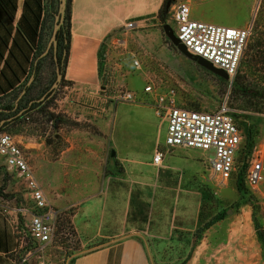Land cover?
<instances>
[{
	"label": "rangeland",
	"instance_id": "374dc122",
	"mask_svg": "<svg viewBox=\"0 0 264 264\" xmlns=\"http://www.w3.org/2000/svg\"><path fill=\"white\" fill-rule=\"evenodd\" d=\"M177 1L188 2L192 19L234 27H243L253 21V35L231 84L229 79L221 78L183 55L164 34L162 27L165 24L175 29L171 13ZM55 9L56 13L57 2ZM167 9L166 21L161 23L157 20L155 31H131L110 36L104 41L99 53L100 72L96 86L61 81L40 109L3 128L2 132L14 136L22 145L49 206L57 211L56 238L42 254L50 264H72L77 256L110 242L89 238L77 226L83 223L93 230L91 225L100 221V182L103 175L108 174L107 153L113 152L105 139L107 125L112 118L111 132L114 130L120 138H137L141 147L153 139L164 142V114L157 113L153 96L143 91L150 83L160 92L173 89L177 103L185 108L213 111L226 102L242 136L235 171L225 186L216 187L209 179L208 161L213 156L212 151L183 150L185 154L182 156L191 166L185 171L193 173L191 183L201 189L198 199L188 194L175 202L172 190L161 187L154 194V202L147 191L149 187L142 188L138 210L141 222L149 216L164 222L173 218L175 223L177 221L189 228L174 230L167 239L147 240L152 263L186 264L197 249L201 233L211 226L212 233L224 234L225 239L218 243L223 252L236 253L234 246L240 244L239 240L226 234L241 232L249 242L250 239L253 241L251 249L255 264H264V250L252 221V213L257 211L264 229V170L256 190L245 183L247 158L254 147L264 150V112H256L263 106L252 100L249 92L242 93L240 88L241 82L246 89L253 91L264 88V78H261L264 72L258 70L260 66L251 64L252 67L248 68L252 55L250 44L256 33L262 30L259 25L264 27V0H168ZM53 21L52 16L48 24L50 34ZM50 34L45 36L44 49ZM135 60L139 67L134 65ZM51 61L50 54L43 62L39 83L27 97H22L17 110L24 107L30 97L40 98L48 92L49 82L55 78V65ZM125 92L133 93L135 101H124L122 96ZM12 98L7 100L15 104V98ZM122 105L147 106L156 115L133 107L116 110ZM4 116L0 114V121ZM157 149L164 155H170L174 150L161 145ZM118 168L122 170L121 166ZM60 169H65L63 174H60ZM7 211L14 220V233L18 242L22 241V248L9 254L6 264H19L25 250L32 246L27 220L34 208L24 183L9 172L0 159V212L7 215Z\"/></svg>",
	"mask_w": 264,
	"mask_h": 264
},
{
	"label": "crops",
	"instance_id": "0c3cea01",
	"mask_svg": "<svg viewBox=\"0 0 264 264\" xmlns=\"http://www.w3.org/2000/svg\"><path fill=\"white\" fill-rule=\"evenodd\" d=\"M163 1L70 0V44L63 72L64 80L74 85L96 86L100 72L99 53L104 41L110 36H120L131 31H155L158 11ZM56 2L58 7V0H40L39 15L37 0H0V69L5 62H9L13 66L12 70L16 71V61L27 67L25 56L28 54L30 41H38L40 37L41 41L45 42L50 26L49 19L52 16L54 18ZM38 15L39 21L34 25L35 16ZM128 23H133L132 29L126 28ZM35 27L37 36L33 33ZM12 49L15 59L10 56ZM5 74L12 78L11 71L6 68ZM16 76L20 78V83L25 77L20 69L17 70ZM122 107L144 109L148 114H155L151 108L141 105H122L116 110ZM112 124L113 118L107 125L105 138L113 152L107 153L108 174L103 175L100 182V221L91 225L93 230L83 223L77 226V229L89 238L110 242L77 256L72 264H153L147 240L167 239L174 230L189 228L177 221L175 223L173 218L164 222L149 216L141 222L138 210L141 207L142 188L149 187L147 191L154 202V194L159 192L161 187H169L172 190L175 202L188 194L198 199L201 189L192 184L193 173L185 171L191 166L182 156L185 154L183 150L196 152V149L175 147L172 154H163L161 163L155 165L152 162L153 155L158 150V145L165 147L164 142L153 139L141 147L137 138L123 139L115 135L114 130L112 133ZM120 166L122 170L118 168ZM64 170L60 169V174H63ZM114 209H117L116 212ZM13 224L10 211H7V215L0 212V264H6L9 261L8 255L22 248V241L18 242ZM226 235L240 242L236 245L239 248L234 246L235 254L222 251V246L218 243L225 239L224 234L212 233L210 226L201 233L197 249L186 264H255L251 249L252 239L249 242L241 232Z\"/></svg>",
	"mask_w": 264,
	"mask_h": 264
},
{
	"label": "built area",
	"instance_id": "2783aa9c",
	"mask_svg": "<svg viewBox=\"0 0 264 264\" xmlns=\"http://www.w3.org/2000/svg\"><path fill=\"white\" fill-rule=\"evenodd\" d=\"M190 12L188 2L177 1L173 5L171 20L175 23V29H172L174 35L189 53L223 70L231 84L253 35V21L243 27L226 26L192 19ZM133 26V23H128L126 28L132 29ZM133 63L139 67L138 61ZM143 91L153 96L157 113L164 114L165 147L212 151L213 156L208 161L209 179L216 187L225 186L235 171L236 156L242 143L241 131L227 103H221L213 111H198L180 106L171 88L160 92L150 83ZM122 99L135 101L131 92H125ZM250 155L247 158L245 183L256 190L263 179L264 150L254 147ZM162 158L163 153L157 150L152 158L153 164L159 165ZM0 159L5 168L24 183L34 208L27 220L32 246L25 250L19 264H50L42 254L56 238L57 211L49 206L22 145L6 132H0Z\"/></svg>",
	"mask_w": 264,
	"mask_h": 264
},
{
	"label": "trees",
	"instance_id": "16d2710c",
	"mask_svg": "<svg viewBox=\"0 0 264 264\" xmlns=\"http://www.w3.org/2000/svg\"><path fill=\"white\" fill-rule=\"evenodd\" d=\"M37 4L39 7V15H40V0H37ZM167 8H168V0H164L158 11V16H157V20L161 23H164L166 21V16L168 12ZM70 13H71L70 0H67V8H66V14L64 18V25L58 34V53L57 55H58V61L61 64L62 72H64L66 64H67V60H68V52H69V44H70V30H69ZM39 15L37 17L35 16L36 24L34 25H37V22L39 21V18H40ZM259 26H261L260 28L262 30L256 33V37L254 38L253 42L250 44V47H249L252 55H251L250 64L248 65V68L252 67L251 64H254V66L258 65L260 66L258 70L260 72H264V27H262L263 25H259ZM50 28L51 27L49 26L47 35L50 34ZM36 30H37V27H35L34 32H33L35 36H37ZM27 50H28V54H26L25 56L27 67L22 64H19V62L16 61L17 70L20 69L21 74L25 75L21 83H20V78L16 76L17 70L13 71L12 70L13 66L9 62H5L3 67L0 69V114L5 115L3 119H5V117L8 116V113L11 112V110L14 108V103L12 104V101H9L7 99L9 97H13L16 100V97H17L16 94H19L21 92V88L24 86V84L26 83V81L28 80L29 76L31 75L32 71L35 68L36 70L35 79L32 82V84L27 88L26 94L24 95L25 97H27L29 93L31 92V90H33L39 83L43 62L49 58L50 54L52 55V53L50 52L46 57L38 61L35 65V60L44 50V43L41 41L40 37L38 41H34V42L30 41V44ZM22 51H23V55H25L24 50ZM1 56H2V51L0 50V57ZM10 56L14 57L13 49L10 53ZM51 63L54 64V61H51ZM5 68L11 71L12 78L8 77L5 74ZM261 78L263 79L264 77H261ZM53 81L54 80L49 82V85L52 84ZM61 81L62 82L64 81L63 77ZM240 88H241L242 93L247 94L249 92L248 93L249 97L252 100H256V103L260 104V106H263V107L257 108L256 112H260V113L264 112V88L253 91L252 89H246L245 85H243L242 82L240 83ZM49 95L50 93H48L46 98L41 102L37 101L39 98L30 97L24 107H21L19 110H17L18 108H16V111H15L16 115L18 114L17 112H20L21 110H23V112L20 115H17L14 118H12L10 121L4 122L3 126L0 129V132L4 130L3 128L6 125L18 121L20 118L25 117L27 114H29L33 110L40 109L47 102ZM21 99L19 101H21ZM6 111H8V113ZM252 221L254 224V229H255L258 241L260 242L262 249L264 250V229L262 227V223L258 216L257 211H254L252 213Z\"/></svg>",
	"mask_w": 264,
	"mask_h": 264
},
{
	"label": "water",
	"instance_id": "95a60500",
	"mask_svg": "<svg viewBox=\"0 0 264 264\" xmlns=\"http://www.w3.org/2000/svg\"><path fill=\"white\" fill-rule=\"evenodd\" d=\"M66 8H67V0H58V7H57L56 13L54 14V21H53L52 30H51V34H50L49 40H48V42H47V44L45 46V49L42 51V53L37 57V59L35 61V65H36V63L40 59L46 57L51 52L52 53V57H53V61H54V65H55V79H54L53 83L51 84L48 92H46L44 95H42L37 100V101H40V102L43 101L46 98L48 93H50V95H51L54 92V90L58 87V85L60 84V82L62 80V77H63V72H62V69H61V64L58 61L57 53H58V34H59V31L61 30V28L64 25V18H65V14H66ZM162 28H163L164 34L167 36V38L170 41V43L174 47H176V49L178 51H180L183 55H185L186 57L192 59L199 66L205 68L206 70H208V71L220 76L221 78L228 79V75L223 70L212 66L205 59H203L201 57H198V56H195V55H192L191 53H189L187 51V49L185 48V46L182 43H180L179 40L177 39V37L174 35V32H173V30H172L170 25L165 24V25H163ZM35 75H36V70L34 68V70L32 71L31 75L29 76L28 80L26 81L24 87L22 88L20 94L18 95V97L15 100L14 109L18 106L19 100L26 94L27 88L32 84V82L35 79ZM6 112L8 113V111H6ZM22 112H23V110L18 112L17 115H20ZM12 118H14V117H10V118L1 120L0 121V128L4 124V122L10 121Z\"/></svg>",
	"mask_w": 264,
	"mask_h": 264
},
{
	"label": "flooded vegetation",
	"instance_id": "af4514ba",
	"mask_svg": "<svg viewBox=\"0 0 264 264\" xmlns=\"http://www.w3.org/2000/svg\"><path fill=\"white\" fill-rule=\"evenodd\" d=\"M17 108V107H16ZM16 108L13 110H11V112H9L8 113V116L7 117H5V119H7V118H10V117H15L16 116V113H15V111H16ZM18 113V112H17Z\"/></svg>",
	"mask_w": 264,
	"mask_h": 264
}]
</instances>
